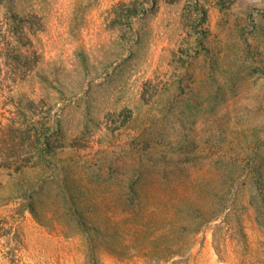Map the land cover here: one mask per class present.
I'll return each mask as SVG.
<instances>
[{
    "label": "rangeland",
    "instance_id": "rangeland-1",
    "mask_svg": "<svg viewBox=\"0 0 264 264\" xmlns=\"http://www.w3.org/2000/svg\"><path fill=\"white\" fill-rule=\"evenodd\" d=\"M14 9L29 19H0V47L21 24L28 55L0 48V144L42 117L59 148L0 167V264H264V0ZM215 229L253 253L220 259Z\"/></svg>",
    "mask_w": 264,
    "mask_h": 264
},
{
    "label": "trees",
    "instance_id": "trees-1",
    "mask_svg": "<svg viewBox=\"0 0 264 264\" xmlns=\"http://www.w3.org/2000/svg\"><path fill=\"white\" fill-rule=\"evenodd\" d=\"M127 7L126 19H133L140 15V11L138 10L135 2L132 1L129 5H127ZM2 11H4V14L0 15V19H16L18 22H23L24 19H29L27 17H22L15 11L14 0H0V14ZM3 25V23H0V29L3 28ZM18 28L19 29L13 31L11 35H7V38L3 37L5 38L4 44L2 47H0L5 53L2 57L5 58L6 61L12 57V60H9L6 64L8 68L15 66V60L18 58H22L23 56L27 57L28 55V53H25L24 55L20 50L15 52V47L18 45L20 40H22L24 37L28 41L29 38L28 33H25L21 24ZM33 106L34 103H29V105L25 107V111L35 116ZM25 116L26 115H24V118ZM7 127L13 132V135L10 138H8L9 135L6 134L2 137L0 146L3 153L2 157L0 158V167H13L17 172L26 168L36 167L41 162L46 160L48 155H53L54 152H56V150L59 148L58 145H55V143L52 141V135L50 133L51 129L47 119L45 118L41 117V121L29 118L28 121L18 122ZM203 212L205 213L203 209L200 210V218L204 216ZM207 212L208 211L206 209V213ZM214 218H216V216L213 215L211 220L215 221L216 219ZM197 232L198 229L191 231L189 235H196ZM233 234H235L237 240L232 241L233 245L228 247L227 244H222L219 242L217 238V229L214 230V250L220 259L225 258V254H228L229 248L231 249L230 253L233 254L236 259L242 257L244 254L253 253L254 250L252 249V246H250L246 241L247 237L244 233V230L236 229ZM176 250L177 249H170L168 253H166V262H170L174 256H178L179 253Z\"/></svg>",
    "mask_w": 264,
    "mask_h": 264
}]
</instances>
